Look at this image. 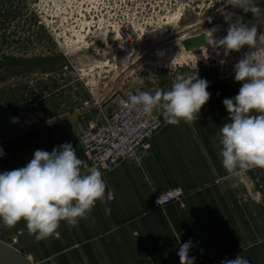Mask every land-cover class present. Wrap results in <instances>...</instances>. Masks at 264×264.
<instances>
[{
  "label": "crops",
  "instance_id": "1",
  "mask_svg": "<svg viewBox=\"0 0 264 264\" xmlns=\"http://www.w3.org/2000/svg\"><path fill=\"white\" fill-rule=\"evenodd\" d=\"M180 74L193 73L158 70L138 78L135 92L167 91ZM206 80L211 96L196 121L171 125L163 109L155 111L165 125L136 158L101 170L112 198L97 201L87 219L76 226L62 221L42 241L29 235L23 220L12 228L0 222V241L31 264H180L179 247L189 240L194 264H222L238 254L264 264V169L229 174L220 156V127L230 122L223 100L234 98L240 86ZM123 95L92 94L77 106L71 95L69 107L56 115L35 114L30 122L9 125L11 131L0 129V173L26 166L38 149L51 152L64 143L92 167L82 154L81 135L89 122L104 124ZM176 188L183 193L179 200L152 207L155 194Z\"/></svg>",
  "mask_w": 264,
  "mask_h": 264
},
{
  "label": "rangeland",
  "instance_id": "2",
  "mask_svg": "<svg viewBox=\"0 0 264 264\" xmlns=\"http://www.w3.org/2000/svg\"><path fill=\"white\" fill-rule=\"evenodd\" d=\"M135 2L0 0V129L10 130L9 125L20 123L22 119L30 122L35 114H42L44 119L56 115L69 107L67 99L71 95L77 106L92 94L101 98L112 92L119 95L135 92L138 78L158 70L197 72L208 80L235 81L234 65L250 51L248 46L225 55L222 48L208 44L188 58L180 55L176 46L180 47L178 35L186 36L199 30L210 37L212 34L208 31L215 28L213 35L224 37L228 23L217 9L224 8L225 12L234 14L243 9L227 5L226 0H172L170 4L175 5L169 16L181 4L187 11V15L177 21V15L171 19L162 12L170 5L168 0H137L141 18L154 11L166 20L158 22V26L152 23L151 30H143L149 34L135 49L122 47L112 38L114 34L104 41L102 28L107 22L118 21L119 6ZM254 3L264 13V0H254ZM133 10L129 8L122 13L131 14ZM53 21L56 23L52 31L50 23ZM164 21L167 23L161 26ZM139 22L145 23L141 19ZM245 23H255L258 33L264 32V14L254 17L250 12ZM75 44L84 47L66 51L65 48ZM157 44L162 48L155 49ZM128 49L130 55H127ZM260 52L264 53V48ZM237 84L242 86V82H235Z\"/></svg>",
  "mask_w": 264,
  "mask_h": 264
},
{
  "label": "clouds",
  "instance_id": "3",
  "mask_svg": "<svg viewBox=\"0 0 264 264\" xmlns=\"http://www.w3.org/2000/svg\"><path fill=\"white\" fill-rule=\"evenodd\" d=\"M226 4L251 12L254 17L264 14L254 0H226ZM219 11L228 23L227 33L216 38L213 28L208 31L212 35L206 37L208 44L222 48L225 55L239 52L244 46L250 50L234 65L235 81L242 82V86L234 98L223 100L230 122L220 127L222 167L229 174L239 175L251 168L264 169V53L260 52L264 32L258 33L255 23H244L241 17L233 22L234 13L224 8ZM208 87L209 82L199 78L197 72L180 74L169 90L140 91L128 100L145 116L163 109L168 124H190L210 100ZM107 187L101 170L80 159L71 143L54 147L51 152L38 149L26 166L0 173V222L12 228L23 220L29 235L42 241L53 236L62 221L76 226L87 219L97 201L112 198ZM161 196L158 205H162ZM191 247V240L180 245V264H194L195 257H189ZM222 264L250 262L238 254Z\"/></svg>",
  "mask_w": 264,
  "mask_h": 264
},
{
  "label": "built area",
  "instance_id": "4",
  "mask_svg": "<svg viewBox=\"0 0 264 264\" xmlns=\"http://www.w3.org/2000/svg\"><path fill=\"white\" fill-rule=\"evenodd\" d=\"M134 1H136L134 5L127 4L124 6H119L121 12L118 21L114 22V24L107 22V24L102 28V36L104 41L107 40L108 35L114 34L112 38L118 40L122 47L135 49L141 45L144 39L142 36V31L153 29V27H150L152 23L157 25L158 22H161L163 19L166 20L168 17H171L172 19V17L175 15H177V21H179L182 17L187 15L184 4H181L178 10L169 16L170 11L175 4H170V1L172 0H168L170 5L166 7L164 6L165 9L162 11L165 13V15H167L166 18H161L160 16L162 15H159L158 12L154 13V11H152L147 17L141 18L140 12L138 10L139 8L137 5V0ZM162 1L163 0H160V2ZM175 1L176 0H173V2ZM132 5L134 7H132ZM111 6V4L108 5L110 9H112ZM129 8H134L131 14L122 13V10L127 11ZM220 9L221 8H218L217 11ZM140 19L141 21L145 22L143 25H141L139 22ZM55 23L56 21L50 23L52 31L55 29L53 26ZM166 23L167 21H164L161 26ZM194 27L195 30L198 29L196 26ZM198 32H200V30ZM198 32L186 33V36H184L185 34H180L178 36H181L182 39L195 35ZM85 35L87 34L85 33ZM206 37H208L207 33ZM207 45L208 42L206 41V45L204 47ZM81 47L84 46L75 44L65 49L66 51L69 49H71V51H76ZM176 48L181 51L180 55L186 52L181 45L180 47L179 45L176 46ZM192 54L195 53L193 52ZM184 58L186 57L184 56ZM134 94H137V92H126L123 95V99L119 108L107 117L104 124L101 125L95 122H89L84 129V132L81 135L82 154L91 164V166H95L102 171H107L115 167L122 160L135 159L139 148L164 127L165 121L157 114L153 113L152 116L148 117L142 113L139 107L133 108L130 106L128 98L130 95ZM113 95H115V92L109 94L108 97H112ZM182 195V191L177 188L165 190L155 194L152 197L151 205L156 209L163 208L167 204L179 200ZM160 196L162 205H158L156 203Z\"/></svg>",
  "mask_w": 264,
  "mask_h": 264
},
{
  "label": "water",
  "instance_id": "5",
  "mask_svg": "<svg viewBox=\"0 0 264 264\" xmlns=\"http://www.w3.org/2000/svg\"><path fill=\"white\" fill-rule=\"evenodd\" d=\"M238 15L233 16V22ZM243 20V18H242ZM206 33L200 31L195 35L180 39V45L186 52L197 51L206 45ZM155 114H157L154 111ZM0 264H31L19 251L0 241Z\"/></svg>",
  "mask_w": 264,
  "mask_h": 264
},
{
  "label": "bare ground",
  "instance_id": "6",
  "mask_svg": "<svg viewBox=\"0 0 264 264\" xmlns=\"http://www.w3.org/2000/svg\"><path fill=\"white\" fill-rule=\"evenodd\" d=\"M148 34H149V33H146L145 31H142V36H143V37L147 36ZM179 37H181V36H179ZM177 38H178V37H177ZM144 39H145V38H144ZM179 42H180V40H179ZM160 46H161V45H160ZM160 46H158V44H157V46L155 45L154 48L157 49V48L160 47ZM160 48H162V47H160ZM153 50H154V49H153ZM129 51H130V49L127 50V55H130V52H129ZM142 51H143V50H142ZM193 52H195V51L185 52L184 54H185V56L188 58ZM184 54H183V55H184Z\"/></svg>",
  "mask_w": 264,
  "mask_h": 264
},
{
  "label": "flooded vegetation",
  "instance_id": "7",
  "mask_svg": "<svg viewBox=\"0 0 264 264\" xmlns=\"http://www.w3.org/2000/svg\"><path fill=\"white\" fill-rule=\"evenodd\" d=\"M239 17L243 18V22L245 23L248 20V16L250 15V12L245 13L244 11H240L238 13H236ZM235 15V14H234Z\"/></svg>",
  "mask_w": 264,
  "mask_h": 264
}]
</instances>
